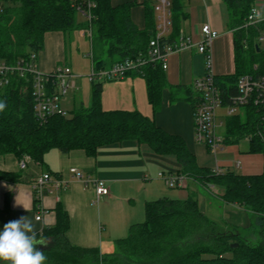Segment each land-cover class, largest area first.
Listing matches in <instances>:
<instances>
[{"label":"trees","instance_id":"16d2710c","mask_svg":"<svg viewBox=\"0 0 264 264\" xmlns=\"http://www.w3.org/2000/svg\"><path fill=\"white\" fill-rule=\"evenodd\" d=\"M79 0H0V59L15 63L30 58L44 48L48 32L67 36L92 27V47L100 43L107 59H95L96 69L128 59L147 57L150 42L158 33L157 0H144L146 27L140 29L132 18L136 1L113 5L112 0H91L93 19L89 24L77 9ZM171 1L172 29L164 44L178 45L181 29L189 18L186 0ZM228 10L229 27L234 32L235 73L216 78L223 90L236 94L241 76L264 73V22L246 26L255 0H223ZM81 3V2H79ZM86 7V5H85ZM90 25V26H89ZM142 76L154 112L162 106L169 90L171 103L198 100L193 87L172 86L160 62H148L128 76ZM105 82H92V102L79 106L69 115H53L46 122L34 112L32 86L18 75L0 88V101L7 107L0 112V155L14 154L19 161L45 163L47 154L58 150L67 154L84 150L88 156L109 145L134 140L163 156H172L181 165L179 175L205 185L224 189L223 197L237 203L251 216L248 228L220 223L203 214L197 194L185 200L160 198L149 201L145 220L132 225L126 237L115 241L114 251L103 253L98 247H82L68 238L69 212L59 202L56 223L37 234L49 240L37 245L47 256L46 264H264V171L242 175L235 171L221 174L200 167L185 140L159 127L154 119L138 111H106L101 94ZM264 128L258 106H248L243 114L227 120L226 143H237L250 136V152L264 154V142L257 135ZM59 176V173H55ZM0 181L19 182L20 174L0 170ZM37 200L35 199V205ZM3 264V262H0Z\"/></svg>","mask_w":264,"mask_h":264},{"label":"crops","instance_id":"0c3cea01","mask_svg":"<svg viewBox=\"0 0 264 264\" xmlns=\"http://www.w3.org/2000/svg\"><path fill=\"white\" fill-rule=\"evenodd\" d=\"M133 1L137 2L132 9L133 21L144 29V0H112V3L116 6ZM186 4L189 18L184 22L181 33L191 42L170 54L166 71L169 83L172 86L193 87L194 81L207 73V56L212 58V70L218 77L235 73L234 32L229 27L228 10L223 0H186ZM255 6L264 16V0H255ZM205 24H210L219 35L206 52H201V29ZM68 44L72 49L70 35L61 31L48 32L44 48L37 58L39 71L49 74L64 66L73 74L74 59L72 51L68 54ZM91 64L92 69L94 61ZM111 66L108 62L106 68ZM82 78L76 86L73 101L66 100V106L62 105L65 108L76 109L91 104L92 82L89 91L84 92L85 80ZM101 101L106 111H138L154 119L168 133L181 136L196 155L200 167L219 166L224 171L242 175H260L264 171V154L250 152L247 139L237 143L225 142L215 154L198 143L192 101L171 103V94L165 90L162 106L154 112L148 99L146 80L142 76L105 81ZM220 120L223 122L221 133L226 139L228 119L224 113H221ZM71 168L107 181L110 196L97 202L95 189L72 178ZM180 169L181 165L174 157L156 154L134 140L105 146L93 157L81 149L67 154L52 150L47 154L45 163L31 160L25 168H21L14 154L0 155V170L20 174L19 182L0 181V231L5 223L29 216L39 234L45 227L56 223L55 208L62 202L70 215L71 227L67 235L73 244L98 247L105 253L113 252L115 241L126 237L132 225L145 220L147 202L164 197L185 200L191 192L197 194L201 211L210 219L240 228L250 226L249 212L239 204L224 199L222 187L188 178L184 185L172 187L159 176L161 173L179 175ZM46 172L54 176L59 173L69 181V186L62 191H57L53 185L49 187L43 199L45 214L42 220H37L33 183Z\"/></svg>","mask_w":264,"mask_h":264},{"label":"built area","instance_id":"2783aa9c","mask_svg":"<svg viewBox=\"0 0 264 264\" xmlns=\"http://www.w3.org/2000/svg\"><path fill=\"white\" fill-rule=\"evenodd\" d=\"M94 7L95 3L91 0L78 1L77 9L87 18L89 24H91L93 19L92 9ZM253 9L260 13L259 9L254 6L248 16L246 26L264 22V19L257 22ZM156 10L158 13V33L150 42L147 57L117 62L111 67L103 69H96L93 65L88 76L91 82L122 79L128 72L138 70L148 62H160L164 70H168L170 54L188 45L191 41L190 38H185L181 34L180 41L176 46L161 42L162 38H166L172 29L171 1L157 0ZM201 31L203 41L200 51L206 52L219 34L210 24L203 25ZM82 32L92 42V27L90 26L82 30ZM260 41L264 43V35L261 36ZM37 58L38 56L33 54L30 58H22L15 63L0 59V88L8 85L12 76L18 75L25 78L32 86L34 112L38 120L46 122L50 116L56 114L68 115L62 107L61 101L70 90L76 88V76L70 73L64 66H60L53 73H43L38 69ZM254 67L257 72L241 76L236 84V94L230 96L217 82V75L212 70V58L210 56H207V73L194 81V89L198 92V100L194 107L195 139L198 143L205 145L214 154L225 144L226 140L225 136L221 133L223 125V122L220 120L221 114L219 113L221 108L225 109L224 117L229 119L238 114H243L248 106L255 105L259 107L261 119L264 121V73H258L260 71L258 64ZM257 135L264 142V128L259 129ZM250 138V136L246 137L247 140H250ZM29 161V157H25L20 161L21 168H25ZM213 170L217 174L224 172L219 166L213 168ZM70 171L72 178L83 181L86 186L95 189L97 202L110 196V187L104 179L86 175L78 168H71ZM159 176L166 179L167 183L172 187L184 185L187 179L182 175L166 176L164 173H161ZM51 185L57 191H62L69 186V181L61 176H54L49 172L44 173L34 181L33 188L35 199L37 200V220L43 219L45 214L43 199Z\"/></svg>","mask_w":264,"mask_h":264},{"label":"clouds","instance_id":"9594fccd","mask_svg":"<svg viewBox=\"0 0 264 264\" xmlns=\"http://www.w3.org/2000/svg\"><path fill=\"white\" fill-rule=\"evenodd\" d=\"M257 22L264 19L253 9ZM7 107L6 101H0V112ZM49 240L37 238V229L29 216H21L3 225L0 231V262L3 264H46L47 256L37 245L47 246Z\"/></svg>","mask_w":264,"mask_h":264},{"label":"rangeland","instance_id":"374dc122","mask_svg":"<svg viewBox=\"0 0 264 264\" xmlns=\"http://www.w3.org/2000/svg\"><path fill=\"white\" fill-rule=\"evenodd\" d=\"M70 40L72 42V49L70 48L68 44V54L72 51L71 57H73L74 59V66H75L72 72L76 76L75 81L77 84L80 82L81 80L80 78H82L81 76L85 75V77L82 78V80H85L83 88H84V92L85 91L87 92V90L89 91V88L91 87L90 86L91 83H90L88 76L90 74L89 71L91 69V65H92L91 62L94 59V55H95L96 60L107 59V56L105 55L104 48L100 43L96 42L95 46L92 47L90 38L84 36L80 32H75L71 34ZM77 40L80 42H75ZM77 87L69 91L67 96H65L64 99L61 101L62 105L64 104L66 106V102H67L66 100L73 101L74 93L77 90ZM85 88H88V89H85ZM65 106H62V107L65 109V111L69 115L74 110V108H65ZM224 111L225 109L221 108L219 113L220 114L224 113ZM106 253H111V252H106Z\"/></svg>","mask_w":264,"mask_h":264}]
</instances>
